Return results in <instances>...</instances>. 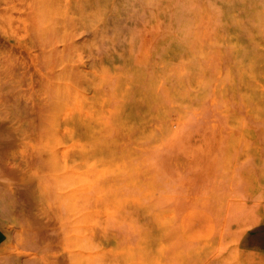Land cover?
Masks as SVG:
<instances>
[{
    "label": "rangeland",
    "instance_id": "1",
    "mask_svg": "<svg viewBox=\"0 0 264 264\" xmlns=\"http://www.w3.org/2000/svg\"><path fill=\"white\" fill-rule=\"evenodd\" d=\"M0 225V264H264V0H0Z\"/></svg>",
    "mask_w": 264,
    "mask_h": 264
},
{
    "label": "crops",
    "instance_id": "2",
    "mask_svg": "<svg viewBox=\"0 0 264 264\" xmlns=\"http://www.w3.org/2000/svg\"><path fill=\"white\" fill-rule=\"evenodd\" d=\"M5 239H6V233H5L4 229L0 225V245L3 244Z\"/></svg>",
    "mask_w": 264,
    "mask_h": 264
},
{
    "label": "bare ground",
    "instance_id": "3",
    "mask_svg": "<svg viewBox=\"0 0 264 264\" xmlns=\"http://www.w3.org/2000/svg\"><path fill=\"white\" fill-rule=\"evenodd\" d=\"M252 223H253V222H252ZM247 224H249V223H247ZM247 224H246V225H247ZM246 225H245V226H246ZM249 225H250V224H249ZM243 228H244V227H243ZM243 230H246V227H245ZM243 230H242V231H243ZM243 232H244V231H243ZM243 232H242V233H243ZM240 233H241V232H240ZM240 233H239V234H240Z\"/></svg>",
    "mask_w": 264,
    "mask_h": 264
}]
</instances>
